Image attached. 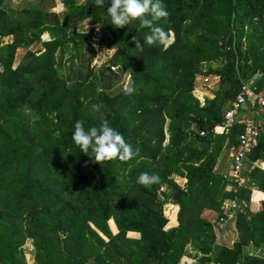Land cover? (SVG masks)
<instances>
[{
	"label": "trees",
	"instance_id": "16d2710c",
	"mask_svg": "<svg viewBox=\"0 0 264 264\" xmlns=\"http://www.w3.org/2000/svg\"><path fill=\"white\" fill-rule=\"evenodd\" d=\"M5 1L11 0H0V264H27L28 241L36 264H86V248L93 264H179L198 256L201 263L264 264V164L243 178L261 194L258 201L246 186L226 191L227 179L215 167L224 143L235 145L242 126L227 136L213 133L242 82L264 75V0H163L170 17L157 23L173 36L167 46L143 43L151 30L139 21L115 28L110 0L103 7L61 0L63 25H48L36 7L16 17L2 8ZM84 20L89 30L75 31ZM129 31L143 51L132 54L117 44ZM44 33L49 41L41 40ZM35 44L38 55L14 67L17 51ZM108 50L114 52L98 63ZM208 76L219 87L201 106L193 94L196 78ZM97 87L104 91L97 94ZM94 104L102 106L99 112ZM101 114L139 149L138 157L98 164L91 151H80L71 139L75 121L85 130L99 127ZM252 163H264V131ZM143 172L159 182L138 184ZM227 200L235 203L233 220L222 212ZM165 204L177 206L176 226L166 228ZM206 210L216 224L234 222L229 247L216 244ZM129 232L139 239L125 238ZM249 246L260 256H246ZM122 247L130 251L121 255Z\"/></svg>",
	"mask_w": 264,
	"mask_h": 264
},
{
	"label": "rangeland",
	"instance_id": "374dc122",
	"mask_svg": "<svg viewBox=\"0 0 264 264\" xmlns=\"http://www.w3.org/2000/svg\"><path fill=\"white\" fill-rule=\"evenodd\" d=\"M86 1L87 0H76L78 5H83ZM32 7H36L37 10L43 13H46L47 15L46 21L48 25L52 22L57 23L58 25H61V24L63 25V21L65 19V15L67 14L66 13L67 10L63 8L61 4V0H11V1H5L2 8H4L7 11L13 12V14H15L16 17H19L22 11L27 10L28 8H32ZM132 24L135 26H138V22L133 21ZM66 25L68 24H65V27H67ZM89 28H90V20H84V21L79 22L75 31L79 33H83V32H87ZM73 30L74 29L72 27H68L66 29V34L70 35L73 32ZM133 36H137V35L136 33L131 32V31H129L128 33L124 35L121 34L120 40L119 42H117V44H121L126 50H130L132 54H135L137 48L135 47V43L132 41ZM41 40L44 42L49 41V36L46 33H44L43 36L41 37ZM11 41L12 40L10 38L3 39L1 41V45L10 43ZM172 41H173V36L170 33L165 43V46L169 45ZM114 50H116V48H114ZM39 51H41L40 44L32 45L27 50H18L16 53V58H15L16 60H15L14 67H16L17 64L23 59L24 60L22 62L27 63L29 60H31V55H34V56L38 55ZM113 52H114L113 50L101 52L100 54H98L97 62L101 64L105 63V61L112 55ZM67 59L68 57L66 55L63 61L65 62ZM110 67H113V69H110ZM116 68L117 67L115 66H109L110 71L115 72ZM204 69L206 70V67ZM122 81H123L124 88L129 86L130 79H129L128 74L125 73L123 75ZM217 81L218 80L216 77H210V76L196 78V82H198V84H197V88L193 91V94L195 95L196 98H198L201 106L204 104L206 97L208 98L213 97V94H212L213 91L217 90L219 87ZM245 82L252 86L253 85L258 86L259 82H264V75H262V73H258L254 77H252L249 81H245ZM243 113H246V112L243 111L242 114ZM255 117L262 119V121L264 122V109H257L255 113ZM226 144L227 143H224L221 155L219 156L217 163H216V167H215V171H218L227 179L228 185L226 187V191L239 190V188L246 186L245 188H250L252 190L253 200L258 201V199H260L261 197V194L258 191H256L255 188L249 185H246L248 184L246 183V180L243 179L241 186H239L230 178V168H231L230 151L228 147L226 146ZM256 166L262 170V168L260 167V163H257ZM176 181L181 185L184 182V180L178 179V178L176 179ZM246 205H248V207L250 208V202H248V204ZM177 212H178L177 206H174L172 204L164 205L163 214L168 219L166 228H170L178 224ZM233 214L234 212L232 211L230 213V216L227 219L228 220L232 219ZM202 216L210 220L213 224H215L214 233L216 236V244L229 247L231 243L236 240V228L234 226V222L232 221L233 219L231 220V222H228V220H226L223 223L219 222L220 224H216L215 213L213 211L206 210L203 212ZM226 225H228V227ZM109 227L112 233L114 234V236H117L118 229L116 225H114L115 227L114 228V227H111L109 224ZM130 234L131 233L126 234L125 238L135 239V240L139 239V237L131 238ZM33 245L34 244L32 241H28L26 246L23 247L25 260L27 264H36L35 250H34ZM129 251L130 249L128 247H122V249H120V254L122 253L121 255H125ZM243 252L246 256H250V257L260 256V250L255 249L252 246L244 248ZM71 253L73 252H71L70 250V258H72ZM88 254H89L88 248H86L83 253V256L85 257V259H87L86 264H93V260L92 258L91 259L89 258ZM200 257L201 256H198V258L196 259L194 258L189 259L185 257V258H182L179 264H211V263H201L199 261ZM122 264H129V262L123 260Z\"/></svg>",
	"mask_w": 264,
	"mask_h": 264
},
{
	"label": "clouds",
	"instance_id": "9594fccd",
	"mask_svg": "<svg viewBox=\"0 0 264 264\" xmlns=\"http://www.w3.org/2000/svg\"><path fill=\"white\" fill-rule=\"evenodd\" d=\"M95 6L103 7L105 0H94ZM107 13L111 18V24L115 28H124L133 21H139L140 27H147L151 31L145 37L143 43L148 45L163 44L167 41L166 31L157 22L164 20L167 22L170 13L163 3V0H110ZM135 47L143 51V44L136 36L132 37ZM104 89L97 87L96 92L100 94ZM125 94L130 95L134 88L128 86L124 89ZM93 109L99 112L102 107L99 104L92 105ZM100 126L90 127L85 130L84 122L76 120L74 132L71 139L74 144L85 154L89 151L93 153L94 161L98 164L107 163L116 159L122 162H129L139 156V149L128 142L122 133L109 126L104 114L100 117ZM159 176L143 172L139 175L137 183L150 188L159 182Z\"/></svg>",
	"mask_w": 264,
	"mask_h": 264
},
{
	"label": "built area",
	"instance_id": "2783aa9c",
	"mask_svg": "<svg viewBox=\"0 0 264 264\" xmlns=\"http://www.w3.org/2000/svg\"><path fill=\"white\" fill-rule=\"evenodd\" d=\"M110 69H113V67H110ZM257 109H264V87L252 86L243 81L240 91L235 96L231 106L224 111L221 123L213 129L215 135L222 137L229 135L236 125L242 126V132L236 137V144L229 149L231 160L230 178L239 186L242 184L244 175H248L255 168H259L256 166L257 163L248 165L249 158L259 146L264 131V122L255 117ZM243 111L246 113L242 114ZM199 135L203 137L205 133L201 132ZM261 164L264 163H260V167ZM227 201L222 206V212L226 218L230 216L229 209L235 207L233 200Z\"/></svg>",
	"mask_w": 264,
	"mask_h": 264
},
{
	"label": "water",
	"instance_id": "95a60500",
	"mask_svg": "<svg viewBox=\"0 0 264 264\" xmlns=\"http://www.w3.org/2000/svg\"><path fill=\"white\" fill-rule=\"evenodd\" d=\"M120 70V67H117L115 72H119Z\"/></svg>",
	"mask_w": 264,
	"mask_h": 264
},
{
	"label": "crops",
	"instance_id": "0c3cea01",
	"mask_svg": "<svg viewBox=\"0 0 264 264\" xmlns=\"http://www.w3.org/2000/svg\"><path fill=\"white\" fill-rule=\"evenodd\" d=\"M130 233V232H129Z\"/></svg>",
	"mask_w": 264,
	"mask_h": 264
}]
</instances>
